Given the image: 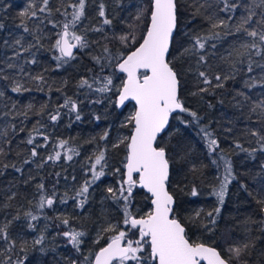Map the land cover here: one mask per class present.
Listing matches in <instances>:
<instances>
[{"label": "trees", "instance_id": "1", "mask_svg": "<svg viewBox=\"0 0 264 264\" xmlns=\"http://www.w3.org/2000/svg\"><path fill=\"white\" fill-rule=\"evenodd\" d=\"M33 2L37 7L40 6V0H0V9L7 6L6 11L0 10V24L3 25L0 28V92L4 93L0 97V133L7 131L6 137L0 135V148L5 152L4 155H0V224L6 220L11 221L8 233L16 241L13 253L4 252L5 245L0 241V261H3L7 255H12L14 261L23 260L24 264H72L73 260L77 261V264H83L84 256L95 252L105 243V240H101L100 244L92 242L99 225L105 219L115 221L120 217L118 206L110 199L104 198L108 195L107 187L115 186L117 179L112 169L121 166L120 161L126 151L124 145L115 149L111 145L116 142L118 136L130 134L131 126L121 127V124L126 122L127 112L134 109L130 104L119 110L113 109L107 101L92 103L98 94L87 89H78L76 85L81 77H91L89 69L98 71V66L93 64L90 55L102 52L104 44L114 52L118 51V42L112 37L126 33L130 25L142 23L135 17L141 8L147 7L148 0H87L84 26L88 28L101 26L104 32L89 31L87 36L93 41L92 47L84 51L76 50L77 59L59 68L53 58L56 53L51 49L55 39L54 33L59 31V28L53 29L48 21H61L63 17L55 12L50 17L38 13V16L43 18V23L37 19L25 18L27 26L32 30V34L26 33L19 26L21 24L19 13ZM67 2L68 0H64L62 6L61 0H50L49 7L53 9L60 7L63 11ZM231 2L247 6L253 4V0H231ZM101 3L105 6L107 18L112 21L111 26L102 25V18L98 15ZM197 3L204 6L198 14H193ZM221 6L222 0H180V34L176 37L172 49L173 62L182 73V96L186 106L196 111L202 119L197 124L191 117L181 114L183 119L189 122L187 126L180 120H173L169 134L164 136V142L173 149L174 156L171 190L176 196L177 215L187 223L189 232L195 234L193 238H206L210 234L201 227H194L188 223V220L197 211L202 210L201 215L205 216L217 206L212 190L219 186L224 175L220 156L223 155L230 160L236 179L228 186V194L221 208L216 232L212 235H216V243L224 247H226L225 238H228L230 243L232 235L250 240L255 245L251 259L259 262L264 261V231L261 230L262 214L256 198L264 196V153L256 152L254 156H249L235 145L239 143L249 150L257 148V138L251 135V131L257 130L264 134V118L259 116V109L252 111L255 103L264 100V87L260 86L264 83V69L257 66L258 62L264 63V60L253 55V71L249 73L247 57H243L244 63L237 64L240 70L236 73L235 79L228 80L223 88L217 89L200 82L196 74V57L181 54L183 47L189 45L191 35L208 33L209 15L215 13L219 18L226 17V14L220 11ZM68 11L70 12L71 9ZM241 14H246L244 7L234 15L238 19ZM235 23L234 19L233 27ZM224 32L225 34L215 41L216 48H212L210 45L213 41H209L206 46L207 64L199 66L201 70L208 72L210 78L217 73L222 75L231 73L233 69L230 67V62L231 59H235L234 50L244 51L240 49V43L244 39H249L240 34H227V29ZM105 35L107 39L104 38ZM37 36L40 38L38 45L35 39ZM21 37L25 47L29 44L37 46L28 52H22L21 47L15 43ZM230 51H233V56L229 60L222 59L228 57ZM17 52L22 54L17 56ZM33 57L37 61L35 64L28 62ZM9 64L16 67L9 68ZM21 68H23L22 72ZM40 74L45 76L47 83L40 84L31 79ZM15 81H19L29 90L21 93L12 92L11 88ZM253 82L257 84L256 87L245 86L246 83ZM202 87L209 88V91L199 93L198 89ZM193 93L198 94L193 95ZM239 93L247 94L248 99L245 100ZM66 96L78 102L81 120H75V113H70L68 109L59 108ZM57 109L61 118L53 124L48 114L54 113ZM24 113L28 114L27 117ZM97 116L100 117L99 120L95 119ZM37 121L44 125L41 131L49 136V147L38 149L40 156L32 158L29 152L31 146L25 142ZM13 125L16 131H13ZM201 127L211 131L218 140L220 148L216 153L209 154ZM105 131L109 132L108 140H101L100 136ZM61 139L68 140L70 146L76 149L79 155H74L72 161H65L62 158L58 162H48L44 163L43 167H37V164L42 163L43 158L52 152V145ZM8 140L11 141L10 145L6 142ZM37 142L43 143L41 139ZM105 146L108 148V169H106L108 174L93 185L90 189L89 202L81 210L71 197L86 178L89 158H94V153ZM177 151L179 155H175ZM25 159H33L34 162L24 164ZM213 160L217 163L214 164ZM4 164H14L23 171L17 172L11 166L4 168ZM193 166L195 171L192 170ZM41 182L49 194L53 191L58 197L67 194L68 202L63 204L58 200L53 208H46L44 212L48 219L42 217L38 221H33L35 225L33 230L29 228V219L24 213L31 210L34 214H38L34 205L39 198L36 185ZM193 183L201 192V195L195 198L189 195ZM242 184L247 190L241 188ZM12 193H16V196L9 201L7 197ZM143 196L141 192L136 198L138 209L146 207L147 202ZM29 201L32 203L30 204ZM5 204L9 206L4 207ZM17 214L19 219H13ZM57 216L71 218L73 227L88 233L83 238L85 243L81 246V252L77 253L70 244L57 235L61 231L60 228L55 227V224L59 223L55 220ZM45 225H48L46 230ZM42 231L46 236L45 244L34 246L33 241ZM22 247L25 249L23 252L20 251Z\"/></svg>", "mask_w": 264, "mask_h": 264}, {"label": "snow or ice", "instance_id": "2", "mask_svg": "<svg viewBox=\"0 0 264 264\" xmlns=\"http://www.w3.org/2000/svg\"><path fill=\"white\" fill-rule=\"evenodd\" d=\"M61 4L64 5V0H61ZM49 5L50 0H40L39 7L34 2L29 3L19 13L21 18L19 26L24 32L32 34L25 18L37 19L43 23V18L38 16V13H44L46 17H50L55 12L63 17L61 21H48L53 29L59 28V31L54 33L55 39L51 45L52 51L56 53L53 58L57 61L59 68L77 59L76 50L84 51L92 47L93 41H90L87 36L89 31L103 33L104 28L84 26L87 0H68L63 11L60 7L53 9ZM203 6L197 3L193 14H198ZM241 7L245 8L246 14H241L237 19L234 14ZM68 9L71 11L69 12ZM0 10L6 11L7 6ZM220 11L225 13L226 17L219 18L215 13L209 15L207 17L208 33L191 35L189 45L183 47L181 53L196 57V74L200 82L217 89L223 88L228 80L235 79L236 73L240 70L237 64L244 63L243 57H247L249 73L253 71V55L264 60V0H253L252 6L222 0ZM98 15L102 18V25L111 26L112 21L106 16L103 3L99 5ZM180 18V0H148L147 7L141 8L135 17L142 23L130 25L126 33L112 37L118 42V51L114 52L112 48L104 44L102 52L90 55L93 64L98 66V71L89 69L91 77H81L76 85L78 89H87L89 92L98 94L92 103L107 101L113 109H122L127 103L134 102L135 109L127 117L126 122L121 124V127L131 126L130 134L118 136L116 142L111 145L114 149L124 145L126 149L120 161L121 166L112 169L113 175L117 177L115 186L107 187L108 195L104 198L105 200L110 199L118 206L120 217L115 221L105 219L99 225L92 242L100 244L101 240H105V243L95 252L84 256L83 264H264V261L257 262L251 259L255 245L250 240L232 235L230 243L228 238H225L226 247H224L217 244L216 235H212L216 232L221 208L228 194V186L236 179L231 161L223 155L220 156V160L223 161L224 175L219 186L212 190L217 206L208 211L205 216L201 215L202 210L197 211L188 220V223L194 227L203 228L210 235L204 239H194L195 234L189 232L187 223L177 215L176 196L171 190L173 149L164 142V136L169 134L173 120H180L187 126L189 122L184 120L181 114L191 117L192 121L197 124L202 119L196 111L186 106L182 96V73L173 62L172 49L176 37L180 34ZM234 19L236 23L233 27ZM2 27L3 25L0 24V28ZM225 29H227V34H240L249 39H244L240 43V49L244 51L234 50L235 59H231L230 62L233 71L223 75L217 73L210 78L208 72L201 70L199 66L207 64L206 46L209 41H213L210 46L216 48L215 41L225 34ZM104 38L107 39V35ZM35 39L38 45L40 38L37 36ZM22 40L23 37L15 41L16 45L21 47L22 52H28L37 46L29 44L25 47ZM22 52H17L16 55L19 56ZM232 56L233 51H230L228 57H222V59L229 60ZM28 62L35 64L37 61L33 57ZM257 66L264 69V63L258 62ZM8 67L14 68L16 65L9 64ZM20 71L22 72L23 68ZM31 79L40 84L47 83L43 74L33 76ZM245 86L253 88L257 84L255 82L246 83ZM260 86L264 87V83ZM28 90L19 81H15L11 88L14 93ZM208 91L209 88L206 87L198 89L199 93ZM197 94L193 93V95ZM3 95L4 93L0 92V97ZM239 95L244 96L245 100L248 99L245 93H239ZM59 108H66L70 113H75L77 121L82 119L78 102L70 96L65 97ZM256 109H259V116L264 118V100L254 104L252 111L255 112ZM27 115L24 113L25 117ZM48 118L55 124L60 120L61 114L57 109L54 113H49ZM95 119L99 120L100 117L97 116ZM43 127L44 125L37 121L33 130L28 133L25 143L31 146L29 152L32 158L40 156L38 149L49 147V136L41 131ZM12 128L16 131L14 125ZM200 130L209 154L216 153L220 148L218 140L207 128L201 127ZM0 135L6 137L7 131L5 130ZM251 135L257 138V148L249 150L239 143H236L235 147L247 152L249 156H254L256 152L264 153V134L252 130ZM108 137L109 132L105 131L100 139L108 140ZM38 139H41L43 143L37 142ZM6 142L11 144L10 140ZM52 149V152L43 158L42 163L37 164V167H43V164L48 162H58L62 158L65 161H72L74 155H79V152L70 146L68 140H59L52 145ZM107 151L108 148L105 146L94 153V158H89L86 178L71 197L81 210L89 202L90 189L108 174L106 172L108 169ZM4 154V149L0 148V155ZM175 155H179V152L177 151ZM33 162V159L23 161L24 164ZM213 163L217 161L213 160ZM9 166L15 168L17 172L23 171L14 164L3 165L4 168ZM192 170L195 171L194 166ZM73 179L75 180V177ZM36 188L39 198L34 206L38 214H34L31 210L24 213L29 219V228L33 230H35L33 221H38L42 217L48 219L44 212L46 208H53L58 200L63 204L68 202L67 194L64 197H58L55 191L49 194L42 182L38 183ZM241 188L247 190L243 184ZM141 192L147 203L146 207L138 209L136 198ZM189 195L193 198L201 195L195 183L189 190ZM15 196L16 193H12L7 199L10 201ZM256 199L262 214L261 230L264 231V196ZM29 203L31 204L32 201ZM8 206L4 205V207ZM13 219H19V215L17 214ZM55 220L59 221L55 227L61 229L57 235L70 244L77 253L81 252V246L85 243L83 238L88 233L73 227L69 217L57 216ZM10 224V220L0 224V241L5 245L4 252L6 253H13L16 248V241L8 233ZM47 227L48 225H45V230ZM45 240L46 236L42 231L33 241V245L43 246ZM24 250L23 247L20 249L21 252ZM43 250L41 247V251ZM0 264H24V262L23 260L14 261L12 255H7L3 261H0ZM72 264H77V261L73 260Z\"/></svg>", "mask_w": 264, "mask_h": 264}, {"label": "water", "instance_id": "3", "mask_svg": "<svg viewBox=\"0 0 264 264\" xmlns=\"http://www.w3.org/2000/svg\"><path fill=\"white\" fill-rule=\"evenodd\" d=\"M128 104H130V105H132L133 106V109H134V102H129V103H127L126 105H128ZM123 109V108H122ZM119 110H121V109H119ZM135 110V109H134ZM134 110H133V112H134ZM98 250V249H97Z\"/></svg>", "mask_w": 264, "mask_h": 264}, {"label": "rangeland", "instance_id": "4", "mask_svg": "<svg viewBox=\"0 0 264 264\" xmlns=\"http://www.w3.org/2000/svg\"><path fill=\"white\" fill-rule=\"evenodd\" d=\"M132 113H133V111L130 110L129 112H127L126 117H129Z\"/></svg>", "mask_w": 264, "mask_h": 264}]
</instances>
